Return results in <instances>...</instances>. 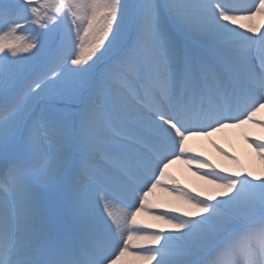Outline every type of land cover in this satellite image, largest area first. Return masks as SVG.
Segmentation results:
<instances>
[{"label": "snow or ice", "instance_id": "6c2138e0", "mask_svg": "<svg viewBox=\"0 0 264 264\" xmlns=\"http://www.w3.org/2000/svg\"><path fill=\"white\" fill-rule=\"evenodd\" d=\"M0 264H264V0H0Z\"/></svg>", "mask_w": 264, "mask_h": 264}, {"label": "bare ground", "instance_id": "6f19581e", "mask_svg": "<svg viewBox=\"0 0 264 264\" xmlns=\"http://www.w3.org/2000/svg\"><path fill=\"white\" fill-rule=\"evenodd\" d=\"M213 142L222 147L225 151L239 157L241 163L254 172H259L261 164L252 148L244 142L242 136L236 130H228L225 133L217 134L213 137H200L190 141L192 147L202 154L203 157L208 158L213 164L218 166H226L230 170H234V166L213 146ZM170 172L180 180L182 185H187L189 189L194 192L203 189L206 185L195 174V169H189L187 165L177 163L173 165ZM164 227H167L166 225Z\"/></svg>", "mask_w": 264, "mask_h": 264}]
</instances>
